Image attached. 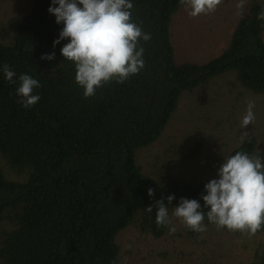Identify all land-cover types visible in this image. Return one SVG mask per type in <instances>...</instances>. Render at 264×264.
I'll return each instance as SVG.
<instances>
[{"label":"trees","instance_id":"obj_1","mask_svg":"<svg viewBox=\"0 0 264 264\" xmlns=\"http://www.w3.org/2000/svg\"><path fill=\"white\" fill-rule=\"evenodd\" d=\"M132 20L151 34L141 40L144 68L123 83L111 81L85 97L75 81V64L65 59L59 38L63 24L48 9L51 0H30L0 39V264H119L117 235L132 226L162 237L156 209L146 207L174 195L196 199L210 180L194 182L177 174L152 176L137 163L138 152L153 145L185 93L231 75L246 92L264 95V0H246L225 49L205 63H176L171 42L180 0H130ZM55 52L53 60L43 54ZM16 73L10 83L3 72ZM40 82L31 108L17 101L19 76ZM237 151L257 155V142L245 138ZM195 144L184 156H199ZM223 162L210 171L217 179ZM155 189L153 197L148 189ZM205 214L207 209L204 210ZM204 224L215 230L205 215ZM188 238L196 233L184 228ZM264 235V227L256 235ZM251 264H264V252Z\"/></svg>","mask_w":264,"mask_h":264},{"label":"rangeland","instance_id":"obj_2","mask_svg":"<svg viewBox=\"0 0 264 264\" xmlns=\"http://www.w3.org/2000/svg\"><path fill=\"white\" fill-rule=\"evenodd\" d=\"M30 0H0V39L30 4ZM241 0H222L214 13L190 17L185 7L173 17L170 34L176 63H205L226 47L235 24L244 14ZM254 101L255 120L245 128L241 122L247 104ZM257 142V155L264 157V95L241 89L231 75L210 80L197 90L185 93L158 140L138 152L137 163L146 174H177L199 182L214 179L209 169L248 136ZM199 144L201 152L193 160L184 156ZM172 211L169 213L171 216ZM176 227L154 239L130 226L116 237L119 264H251L264 252V235L240 231H207L188 238L185 226L172 217Z\"/></svg>","mask_w":264,"mask_h":264},{"label":"clouds","instance_id":"obj_3","mask_svg":"<svg viewBox=\"0 0 264 264\" xmlns=\"http://www.w3.org/2000/svg\"><path fill=\"white\" fill-rule=\"evenodd\" d=\"M180 3L190 17H197L214 13L222 0H180ZM133 7L130 0H51L48 11L57 24H63L53 47L62 40L69 41L60 51L65 59L74 62L75 81L84 89L85 97L94 96L98 88L111 81L123 83L144 68V49L139 44L141 40L149 41L151 34L133 22ZM237 7H243V0ZM259 18L264 19V12ZM54 58L55 52L41 56L43 60ZM3 72L10 83H16V73L8 64H4ZM39 87L37 79L21 74L17 102L24 108L34 106L41 97L33 91ZM254 107V101H249L241 128L254 122ZM217 176L204 185L207 194L201 193L203 207L196 199L181 198L170 216L168 205L175 196L169 195L167 204L161 198L147 206L146 211L151 213L155 208L157 226H168L169 234L176 231L172 217L193 232L207 231L206 215L208 222L217 228L255 235L264 227V157L237 151L224 159ZM154 194L155 189L149 188L148 196Z\"/></svg>","mask_w":264,"mask_h":264}]
</instances>
